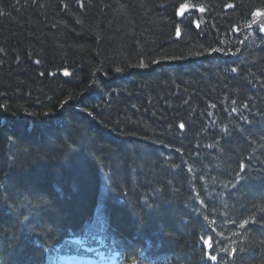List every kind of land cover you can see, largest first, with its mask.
<instances>
[{
	"label": "trees",
	"instance_id": "16d2710c",
	"mask_svg": "<svg viewBox=\"0 0 264 264\" xmlns=\"http://www.w3.org/2000/svg\"><path fill=\"white\" fill-rule=\"evenodd\" d=\"M255 13L264 0H0V264L44 262L96 222L132 259L200 264L207 236L228 264H264Z\"/></svg>",
	"mask_w": 264,
	"mask_h": 264
},
{
	"label": "bare ground",
	"instance_id": "6f19581e",
	"mask_svg": "<svg viewBox=\"0 0 264 264\" xmlns=\"http://www.w3.org/2000/svg\"><path fill=\"white\" fill-rule=\"evenodd\" d=\"M226 181H229V179L227 178V175L222 177V183L226 182ZM236 192H237V190H236ZM25 212H28V211H25ZM252 219L255 220L258 223H262V221L264 220V212L257 211L255 213V216H252ZM28 220H29V218H28ZM228 223L230 225H235L236 224V222H228Z\"/></svg>",
	"mask_w": 264,
	"mask_h": 264
},
{
	"label": "rangeland",
	"instance_id": "374dc122",
	"mask_svg": "<svg viewBox=\"0 0 264 264\" xmlns=\"http://www.w3.org/2000/svg\"><path fill=\"white\" fill-rule=\"evenodd\" d=\"M263 20H261L260 17H258V19L255 21L257 23V25H259V31L264 35V25L262 23Z\"/></svg>",
	"mask_w": 264,
	"mask_h": 264
},
{
	"label": "snow or ice",
	"instance_id": "6c2138e0",
	"mask_svg": "<svg viewBox=\"0 0 264 264\" xmlns=\"http://www.w3.org/2000/svg\"><path fill=\"white\" fill-rule=\"evenodd\" d=\"M232 71L233 72H235L236 71V69H232ZM242 227H243V225H241ZM212 259H215V257H212Z\"/></svg>",
	"mask_w": 264,
	"mask_h": 264
}]
</instances>
